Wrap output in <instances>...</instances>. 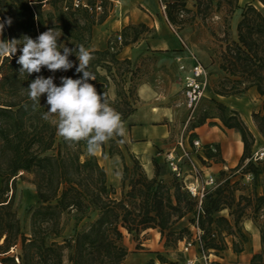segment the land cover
<instances>
[{
    "label": "trees",
    "instance_id": "trees-1",
    "mask_svg": "<svg viewBox=\"0 0 264 264\" xmlns=\"http://www.w3.org/2000/svg\"><path fill=\"white\" fill-rule=\"evenodd\" d=\"M78 1L75 5L74 0H0V22L8 18L12 21L11 25L5 23L1 38L19 40L26 35L36 39L48 29L56 28L62 32L58 43L89 49L93 26L103 23L108 16L104 7L108 0ZM189 1L193 9L187 6ZM238 1L160 0L167 22L180 28L187 21L195 18L204 21L222 10L226 21V17L240 10L236 37L229 39L225 24L224 36L217 38L221 43L215 52L217 69L223 73L224 82L214 92L231 96L254 88L261 104L251 113V120L264 141V0H249L242 7ZM44 5L49 9L42 10ZM147 29L144 23L126 25L118 36L121 41L117 49H114L116 38L107 40L104 49H89L94 57L89 70L96 77L89 82L100 94H106L110 83L117 87L115 98L108 99L124 123L135 111L133 104L140 76L130 59L121 60L118 54L120 48L136 42ZM20 54L18 50L11 58L0 57V264H122L128 254L125 233L139 235L156 230L166 247L175 248L185 235L192 234L189 227L175 228L187 214L193 215L190 223L201 231L199 251L207 255L212 251L218 257L228 247L226 236H231L235 254L243 251L247 237L239 223L251 220L259 232L260 249L252 253L248 264H264V157L252 156L255 136L237 110L213 100L222 126L237 131L242 142L238 164L230 171L240 169L243 175L251 177L253 191L240 194L236 202L230 179L226 177L205 191L198 208V200L181 180L173 175L170 180L160 177L155 159L152 177L146 175L136 159V167L129 168L121 149L123 137H115L101 146V155L115 154L123 162L120 186L115 188L107 184L106 172L95 155L82 157L85 142H66L57 134L52 120L43 118L50 107L46 94L40 97V104L28 98L30 82L37 76L48 78L47 73L52 71L44 67L40 73L21 75V66L16 62ZM69 59L74 63L72 69L53 73L65 72L67 77L81 78L82 73L76 72L77 57L73 54ZM54 83L61 85L60 81ZM207 117L203 114L198 125ZM205 156L212 158L215 154L207 149ZM20 172L32 176L37 196V205L29 213L27 233L21 230L12 209V195L8 194L9 183ZM219 173L224 174V170ZM225 209L226 216L218 214ZM65 213H72L75 218L68 236H63ZM84 218L88 221L79 226ZM15 249L19 252L10 254ZM156 257L157 261L151 258L143 264L169 263L159 253ZM208 264L240 263L212 260Z\"/></svg>",
    "mask_w": 264,
    "mask_h": 264
},
{
    "label": "rangeland",
    "instance_id": "rangeland-1",
    "mask_svg": "<svg viewBox=\"0 0 264 264\" xmlns=\"http://www.w3.org/2000/svg\"><path fill=\"white\" fill-rule=\"evenodd\" d=\"M248 1L239 0L238 4L242 7ZM191 4L192 1H189L187 6L193 9ZM104 7L108 11V16L103 23L93 26L89 49H104L107 40H114L115 38L117 41L114 49H117L121 41L118 36L126 25L144 23L148 28L139 35L136 42L120 48L118 54L119 59H130L133 68L139 70L140 78L136 85V100L133 104L135 110L143 114L140 115L141 119L145 116V113L151 114L149 122L139 120L135 124H130L126 120L124 123L126 133L123 136L124 144H121V149L125 164L134 169L136 167L134 159L138 161L142 168L143 164L147 163L149 165L148 169L143 168V170L148 177H152L154 174L152 159H155L160 177L163 180H170L173 174L166 161V156L170 152H173L176 158L182 155V149L177 144L182 138L184 148L187 151V156L182 157L180 161L182 174L180 180L182 183L195 181L203 183L204 178L211 175L214 177V184L207 189H212L223 182L226 177H229L235 202L240 194L253 191L250 175H243L240 169L230 171V168H234L238 164L239 159L233 167L223 166L221 169H216V166H214L224 162L223 156L229 158L237 152V142H239L234 138L235 130H228L223 127L216 117L219 110L213 100L219 101V96L215 94L214 90L220 89L221 83L224 82L223 73L217 69L215 52L221 44L217 38L224 36L223 31L226 25L228 26L229 39L236 37V23L239 19L240 10L237 9L232 16L226 17V21H224L225 12L222 10L220 13H212L204 21L198 18L189 21V23L187 21L180 28L167 22L160 0H108ZM48 9V5L42 6V10L46 11ZM96 9L101 10L100 7ZM191 54L207 70L208 87L205 96L196 107L193 110H187L182 104V84L178 62L179 60L188 61ZM47 75L60 82L61 77H67L65 72L59 74L49 72ZM143 84L147 85L148 89L141 99L137 93V88ZM116 90L117 87L110 83L106 89V96L114 99ZM229 103L237 107L235 110L255 135V142L251 149L252 156L263 158L264 141L257 135L251 120V113L260 108V97L255 90L248 89L231 95L227 100L228 105H230ZM225 107L231 109L227 105ZM203 114L208 116L205 122L201 124L207 129L205 135H216L215 138L219 140L218 143H207L198 137L195 127L201 126L198 125V121ZM147 125L152 126L155 130L154 135L152 137L140 136V132L145 130ZM198 131L202 134L200 130ZM137 134L139 137H137ZM197 139L202 144L199 148L194 147L192 143L193 140ZM207 149H210L215 156L207 158L205 156ZM241 154L242 149L239 158ZM85 155H88L86 146L82 157ZM95 156L106 172L107 184L118 188L123 175V162L120 156L115 154L101 155V148L95 153ZM220 170H224V174H220ZM31 180L32 176L30 174L20 172L15 176L13 183L8 185L11 188L8 194L9 196L12 195V209L16 212L21 230L26 233L30 210L37 205L36 191ZM258 191H260V188H258ZM218 214L226 216L227 210H222ZM91 216L93 217L94 214ZM192 217V214H187L175 225L176 229L184 226L189 227L192 233L190 236L185 235V239L179 241L175 248L166 247L164 240L160 239V235L157 234L156 230H147L139 235L125 233L124 244L128 248V254L122 264H143L150 258L157 261L156 253L166 258L169 263L165 264H179L176 259L197 252V246L193 242L187 252L182 250L184 242L193 239L194 229L190 223ZM86 221L88 219L84 218L80 221L79 226ZM245 221L242 220L239 223V228L247 237V242L253 247L255 240L252 232L245 229ZM62 222L64 224L63 236H68L75 223L73 214H63ZM255 234L259 238L258 244H260L258 230ZM225 239L228 244H231V236H226ZM18 252L19 250L15 249L11 250L10 254L15 255ZM223 253L224 251L221 256L224 260H219L218 256L210 251L209 260L207 261L229 262ZM197 264H204V261L199 259Z\"/></svg>",
    "mask_w": 264,
    "mask_h": 264
},
{
    "label": "clouds",
    "instance_id": "clouds-1",
    "mask_svg": "<svg viewBox=\"0 0 264 264\" xmlns=\"http://www.w3.org/2000/svg\"><path fill=\"white\" fill-rule=\"evenodd\" d=\"M5 23L11 25V18L0 23V37L3 36ZM61 30L48 29L36 39L23 36L21 39L4 40L0 38V57L11 58L20 51L17 64L19 73L30 76L40 73L46 67L52 72L67 71L74 67L69 59L75 55L79 61L77 73L82 77L73 79L61 77V85L54 83L53 77L37 76L27 87L26 94L34 104H40V97L46 94L47 112L45 120L51 119L56 126L57 134L70 144L85 142L89 155L115 137H123L126 128L121 114L111 106L106 94L98 93L89 81H95V75L89 70L94 59L91 51L83 45L69 48L58 43Z\"/></svg>",
    "mask_w": 264,
    "mask_h": 264
},
{
    "label": "built area",
    "instance_id": "built-area-1",
    "mask_svg": "<svg viewBox=\"0 0 264 264\" xmlns=\"http://www.w3.org/2000/svg\"><path fill=\"white\" fill-rule=\"evenodd\" d=\"M74 3L75 5H77L79 1L74 0ZM161 7L164 9V6L162 4ZM178 71L180 73L182 84V104L187 110H193L199 103V101L205 96V92L208 87V72L205 67L197 61L193 54L188 57V61L179 60ZM192 143L196 148H199L202 145L198 139L193 140ZM177 144L182 149V155L176 158L173 152H170L166 156V161L170 166L173 176L180 180L182 176L180 171V161L182 157L187 156V151L184 148L182 138L177 142ZM213 184L214 177L211 175L204 178L203 183H199L198 181L188 183L183 182L185 189L191 194V196L195 197L198 200V208L200 207L201 199L204 196L206 189ZM192 227L194 229L193 239L191 241L184 242L182 250L184 252H187L193 242L197 246L199 256L187 258L184 264H197L199 259H202L204 261V264H208L209 262L207 260H209V254L207 255L199 251V238L201 235V231L196 225H193ZM14 258L16 261H18L17 256H15Z\"/></svg>",
    "mask_w": 264,
    "mask_h": 264
},
{
    "label": "crops",
    "instance_id": "crops-1",
    "mask_svg": "<svg viewBox=\"0 0 264 264\" xmlns=\"http://www.w3.org/2000/svg\"><path fill=\"white\" fill-rule=\"evenodd\" d=\"M147 89H148V86L145 85V84L140 85L137 88V93H138V95H139V97L141 99L147 93ZM250 89L251 90H255L254 88H250ZM218 96H219V101H221L222 103H224L228 107H231V109L237 108V107H235L234 105H232L230 103H229L230 105L227 104V100H229V97H231V96H220V95H218ZM140 115H143V114H141L138 110H135L128 117L127 122L130 123V124H135L139 120L146 121V122L150 121V116H151L150 113H145L144 114L145 116L142 119L140 118ZM195 130L197 131L198 137L201 138L203 141H205L207 143H218L219 140L217 138H215L216 135H211V136H206L205 135V133H207V129L205 128L204 125H201L199 127H195ZM198 130H200L202 132V134ZM154 133H155V130L152 128V126H148L147 125V128H145V130H142L140 132V134H141L140 136L152 137L154 135ZM257 135L259 136L258 133H257ZM137 137H139L138 134H137ZM234 138H235L236 141H239V142H237V152H235L229 158L223 156L222 159L224 160V162L221 163V164L214 165V166H216V169H221L223 166L224 167H233L234 165H236V163H237V161L239 159L240 150L242 149V142H241V139H240V134L237 131H234ZM151 173H152V171H151ZM244 226H245V229H247L248 231H251L252 234H253V238L255 240V242L253 244V247H252V245L249 242H246L243 245V251L241 253H239V254H235L232 251V249H231V244H228V247L224 250L223 255L225 256L226 259L229 260V262L238 261L240 264H248L249 258L252 255V253L258 251V249L260 248V244H258L259 243V238H257V235L255 234L256 231H257V228L254 226L252 221L251 220H246L244 222ZM195 252L192 255H190V254L184 255V257L176 259V260L179 262V264H184L185 260L187 258H189V257H198L199 256L198 251L196 252L197 255L195 254ZM217 258L219 260H224V258H222V257H217ZM226 263H228V262H226Z\"/></svg>",
    "mask_w": 264,
    "mask_h": 264
},
{
    "label": "bare ground",
    "instance_id": "bare-ground-1",
    "mask_svg": "<svg viewBox=\"0 0 264 264\" xmlns=\"http://www.w3.org/2000/svg\"><path fill=\"white\" fill-rule=\"evenodd\" d=\"M143 168H144L145 170L148 169V165H147V163H144V164H143ZM157 234H159V233L157 232Z\"/></svg>",
    "mask_w": 264,
    "mask_h": 264
}]
</instances>
